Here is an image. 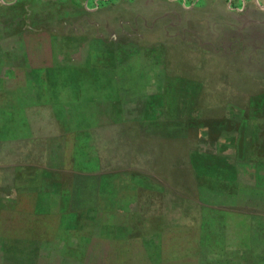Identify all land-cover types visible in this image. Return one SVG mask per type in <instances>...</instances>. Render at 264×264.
<instances>
[{
    "label": "rangeland",
    "instance_id": "374dc122",
    "mask_svg": "<svg viewBox=\"0 0 264 264\" xmlns=\"http://www.w3.org/2000/svg\"><path fill=\"white\" fill-rule=\"evenodd\" d=\"M0 264H264V0H0Z\"/></svg>",
    "mask_w": 264,
    "mask_h": 264
}]
</instances>
